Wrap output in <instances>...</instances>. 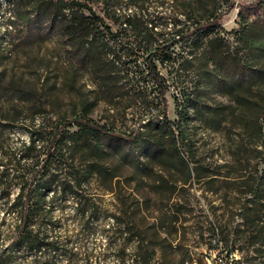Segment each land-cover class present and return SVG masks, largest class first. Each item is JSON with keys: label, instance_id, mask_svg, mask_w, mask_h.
<instances>
[{"label": "rangeland", "instance_id": "rangeland-1", "mask_svg": "<svg viewBox=\"0 0 264 264\" xmlns=\"http://www.w3.org/2000/svg\"><path fill=\"white\" fill-rule=\"evenodd\" d=\"M85 1L91 2L114 31H122L123 38L127 36L109 19L102 1ZM195 1L197 12L185 0H146L145 14L163 34L192 30L197 24L220 18L207 32L221 45L222 55L238 52L244 63L245 5L257 0ZM11 2L0 0V122L13 126L9 130L0 126V162H7V154L19 152L27 140L26 126L42 119L54 126L64 118L86 117L109 124L126 138L146 123L149 112H155L162 122L167 118L173 123L163 137L164 158L147 161L143 171H135L112 153L103 157L102 163L119 177L113 183H89L90 196H94L99 209L85 231L80 232L77 222V199L47 193L50 233L64 245L62 251L52 254L56 264H73L71 251L78 252L74 264H82L86 252L93 254L92 264H119L116 254L122 242L110 244L107 231L113 228L112 216L124 211L128 212L126 220L146 230L147 239L158 246L156 258L160 264H245L251 257L264 264V247L260 253L255 251L260 243L264 245V195L257 213L259 225L253 223L254 212L245 210L247 179L264 168V155L255 144L254 130L245 127V77L229 79L219 71L211 84L203 86L205 95L199 99L192 94L198 89L193 74H183L181 83L175 84L169 79L173 76L171 69L161 68L168 79L164 85L168 90L164 96L159 91L155 94L152 109L140 105L137 85L131 83L120 85L121 91L104 101L92 92L93 82L88 75L74 77L63 43L54 38L27 43L14 32L10 25L14 19ZM232 3L235 6L229 9ZM128 4L122 0L121 13L131 11L133 7ZM204 42L200 38L199 45ZM215 60L217 68L221 67L220 55ZM85 105L90 107L88 112L83 109ZM258 113L248 112L249 125ZM177 154L187 163L189 176L178 164ZM10 189L13 196L17 194L18 187L12 184ZM4 228L0 225L1 230ZM258 231L262 233L259 238ZM256 238L258 244L254 247ZM134 246L129 243L128 253ZM35 257L21 248L12 264H33ZM38 257L44 259L45 255L40 253Z\"/></svg>", "mask_w": 264, "mask_h": 264}, {"label": "trees", "instance_id": "trees-1", "mask_svg": "<svg viewBox=\"0 0 264 264\" xmlns=\"http://www.w3.org/2000/svg\"><path fill=\"white\" fill-rule=\"evenodd\" d=\"M92 1H102L109 19L122 27L127 35L125 38L122 31H114L95 12L91 2L85 0H12L14 19L10 25L27 43L51 38L63 43L74 77L82 73L88 75L93 82L92 92L104 101L115 97L121 91L120 85L131 83L137 85L135 91L140 96V105L152 109L155 94L159 91L160 96H164L168 90L164 86L168 79L161 68L171 69L173 76L169 79L175 84L181 83L183 74H193L198 89L192 94L199 99L205 95L203 86L211 84L219 71L229 79L245 77V127L254 130L255 144L261 147L259 153L264 155V0L245 5L244 63L238 52L222 55L221 45L216 44L212 34L207 32L220 22V18L197 24L192 30L163 34L146 16V0H127L129 8H133L124 14L121 13L122 0ZM185 3H189L194 11L199 10L195 0H185ZM234 6L232 3L229 9ZM243 13L241 10L240 15ZM251 16L254 18L249 21ZM201 30H205L204 34H198ZM200 38L205 39L202 46L199 45ZM176 48L180 49L177 54ZM217 54L223 62L219 68L215 60ZM83 109L88 112L90 107L85 105ZM251 110L260 113L249 125L248 112ZM149 113L151 116L146 123L127 138L116 133L109 124H99L81 116L64 118L54 126L47 125L45 119L26 126L27 140L23 141L19 152L7 154V162H0L3 167L0 170V186L3 187L0 191L3 209H0V225L5 226L0 229V264H12L15 253L21 248L36 256L33 264L57 263L52 254L62 251L64 245L50 233L51 211L47 193L73 195L77 199L80 232L85 231L98 216L99 209L93 202L94 196H90L89 183L91 180L113 183L119 177L112 173L108 164L102 163L105 155L112 153L115 159L119 158L137 172L144 170L147 161L164 158L163 137L173 123L167 118L162 122L155 112ZM0 126L5 130L13 127L1 122ZM171 134L175 143L174 132ZM176 159L189 176L184 158L177 154ZM252 175L246 182L245 210L254 212L253 223L259 225L257 213L264 195V168L257 169ZM12 184L18 187L14 196L10 189ZM135 201L140 209L137 197H134ZM127 215V211L113 215V228L107 231L110 244L122 242L117 250V262L160 264L156 258L158 246L147 239L146 230L133 221L128 222ZM258 232L259 238L262 233ZM129 243L135 245L131 253H128ZM170 247L174 249L173 244ZM263 247L260 243L255 251L260 253ZM40 253L45 255L44 259L38 257ZM77 254L71 251V263L74 264ZM92 259L93 254L86 252L82 264H92ZM245 264H258V259L251 257Z\"/></svg>", "mask_w": 264, "mask_h": 264}]
</instances>
